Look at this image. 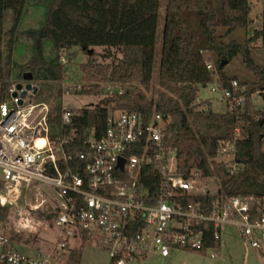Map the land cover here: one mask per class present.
<instances>
[{"label": "trees", "instance_id": "16d2710c", "mask_svg": "<svg viewBox=\"0 0 264 264\" xmlns=\"http://www.w3.org/2000/svg\"><path fill=\"white\" fill-rule=\"evenodd\" d=\"M29 2L0 0V103L12 82L31 74L39 86V100L55 98L52 121L60 126L63 51L79 46L86 52L103 47L104 57L119 52L103 78L117 89L79 109L62 129L77 136L75 149L84 148L83 140L92 129L101 135L115 111L161 112L167 118L165 146L176 151L178 173L217 176L228 196L264 197V105L257 107L253 101V94L259 93L264 103V0L260 23L251 32L250 0H167L157 89L153 75L161 0H44L39 28L21 29ZM7 11L11 12L8 29ZM19 32L31 40L24 62L15 57ZM235 61L245 68V75L227 71ZM233 80L246 87V99L236 110L226 107L217 112L211 100L198 101L201 85L216 82L220 88H230ZM100 93L99 84H84L78 95ZM228 141L234 143L233 159L217 160L221 143ZM143 182L154 190L153 177ZM187 198L192 203L211 199ZM10 212V206L0 204V220L6 223ZM213 230L209 226L205 247L220 249ZM8 235L17 241L16 234ZM86 242L84 238L80 246L65 249L68 264H80Z\"/></svg>", "mask_w": 264, "mask_h": 264}, {"label": "built area", "instance_id": "2783aa9c", "mask_svg": "<svg viewBox=\"0 0 264 264\" xmlns=\"http://www.w3.org/2000/svg\"><path fill=\"white\" fill-rule=\"evenodd\" d=\"M30 83L27 90L25 83L12 82L0 103V204L12 208L23 192L35 190L32 207H47L58 238L49 249L29 255L16 248L0 220V264H57L65 249L80 246L84 238L104 248L111 264L169 258L179 249L206 252L209 226L221 244L223 229L231 227L249 248L264 252V197L199 192L191 180L203 176L178 173L176 151L165 146V114L115 111L103 133L92 129L78 150L77 136L62 129L88 104L62 106L59 126L52 121L54 105L35 100L39 86ZM82 87L65 75L62 98L78 95ZM107 90L113 92L111 86ZM211 91L221 94L228 111L246 99V87L237 80L230 88L215 83ZM233 148V141L221 143L216 159L231 161ZM150 177L153 191L143 182ZM40 185L51 188L49 198ZM189 196L211 199L192 203ZM212 249L216 257L219 249Z\"/></svg>", "mask_w": 264, "mask_h": 264}, {"label": "rangeland", "instance_id": "374dc122", "mask_svg": "<svg viewBox=\"0 0 264 264\" xmlns=\"http://www.w3.org/2000/svg\"><path fill=\"white\" fill-rule=\"evenodd\" d=\"M43 1L30 0L21 23V29L39 28L40 20L44 14ZM262 2L263 0H250V16L252 19L250 32L260 23L263 8ZM166 4L167 0H161L153 75V83L156 89L158 87V70ZM10 24L11 12L7 11L4 16V27L8 29ZM16 41L15 57L19 62H24L30 54L31 40L27 39L23 32H19ZM103 54H106L103 47H94L91 54L79 46H74L71 49L63 51L64 76L69 74L74 81H79L83 85L99 84L101 88V93L98 95L63 96L62 106L64 108L71 107L77 109L91 102L96 103L108 92V86H111L113 91L117 89V85L105 81L103 78L108 76L106 74L108 64L113 61L114 57L118 58L121 55L116 51H112V56L110 57H104ZM226 68L228 72L238 73L241 76L247 72L238 61L228 64ZM91 75H94L96 78L89 80V76ZM21 82L27 83L24 79ZM215 83H208L205 86L201 85L197 99L198 101L200 99H209L212 102V110L223 112L226 110V104L220 99L221 94L211 91ZM34 99L38 100L39 98ZM51 100V103L54 105L56 103L55 98ZM253 101L257 107H263L264 105L259 93L253 94ZM226 160L229 161L228 159ZM191 184L197 187L199 192H202L203 188L211 193H217L221 189V181L217 176L197 177L191 180ZM40 190L43 191L44 196L47 198H49L52 192L51 188L43 185H40ZM35 197V190L23 192L19 204L11 208L8 221L6 222V232L8 234H16L17 241H14L15 245L24 253H27V250H34L36 248L46 249L47 247H52L56 244L58 238V230L53 225V218L48 215L47 207L43 206L38 209L32 207V204L35 203ZM214 251L212 248L204 253L179 249L173 251L170 258L153 255L147 259L134 261L130 264H168V262H171L170 264H264V252L249 248L231 227L223 229L222 244L216 257L211 256V253H214ZM57 264H68L67 253L60 256ZM80 264H111V261L104 248L95 242H86L83 246Z\"/></svg>", "mask_w": 264, "mask_h": 264}, {"label": "water", "instance_id": "95a60500", "mask_svg": "<svg viewBox=\"0 0 264 264\" xmlns=\"http://www.w3.org/2000/svg\"><path fill=\"white\" fill-rule=\"evenodd\" d=\"M88 53L91 54V53H92V49H89V50H88ZM224 63H225V62H223L222 65H223ZM24 80L27 81V83L25 84V88H26L27 90L31 89V88H32V84L30 83V81L32 80V75H31V74H26V75L24 76ZM22 86H23L22 83H18V84H17V88H18V89H21ZM36 90H37V88L34 87V91H36ZM25 92H26V91H25ZM25 92H24V93H25ZM123 161H124V159L121 158V163H122Z\"/></svg>", "mask_w": 264, "mask_h": 264}, {"label": "crops", "instance_id": "0c3cea01", "mask_svg": "<svg viewBox=\"0 0 264 264\" xmlns=\"http://www.w3.org/2000/svg\"><path fill=\"white\" fill-rule=\"evenodd\" d=\"M16 246V245H15ZM78 247V246H76ZM17 248V247H16ZM50 247H47L46 249L45 248H36L34 250H27L28 252L26 254H29V255H36L38 252H41V251H44V250H47L49 249ZM19 250V248H17ZM22 252V251H21ZM24 253V252H23ZM65 254V251L62 253V255ZM156 256V255H155ZM161 257V256H160ZM170 258V257H169ZM171 262H168V264H170Z\"/></svg>", "mask_w": 264, "mask_h": 264}]
</instances>
